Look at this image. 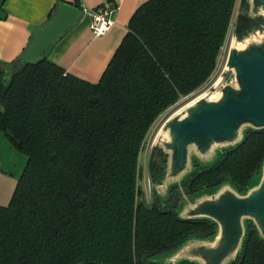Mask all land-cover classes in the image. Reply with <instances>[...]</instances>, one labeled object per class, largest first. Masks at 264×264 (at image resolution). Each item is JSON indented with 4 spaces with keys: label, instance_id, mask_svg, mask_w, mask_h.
I'll return each mask as SVG.
<instances>
[{
    "label": "trees",
    "instance_id": "1",
    "mask_svg": "<svg viewBox=\"0 0 264 264\" xmlns=\"http://www.w3.org/2000/svg\"><path fill=\"white\" fill-rule=\"evenodd\" d=\"M236 1H145L95 83L45 56L0 65V132L26 157L0 206V264H157L189 237L214 235L208 220L180 219L178 204L225 181L244 192L264 162V129L249 130L212 166H195L165 199L155 187L166 156L158 148L148 156L150 199L139 156L155 121L213 75L230 27L240 41L264 25L244 0L232 23ZM232 264H264L251 222Z\"/></svg>",
    "mask_w": 264,
    "mask_h": 264
},
{
    "label": "water",
    "instance_id": "2",
    "mask_svg": "<svg viewBox=\"0 0 264 264\" xmlns=\"http://www.w3.org/2000/svg\"><path fill=\"white\" fill-rule=\"evenodd\" d=\"M245 1L248 17L264 20V0ZM81 15V9L59 3L51 19L33 30L30 44L18 58L20 63L40 60ZM233 38L224 67L230 80L220 79L212 95H200L177 109L163 122L154 139L152 149L158 148L166 156L164 180L155 187L163 199L165 192L181 186L195 166L213 165L206 167L193 161L191 166L194 153L209 158L219 148L222 154L242 143L243 131L245 136L249 130L264 129V32L254 30L240 41ZM258 175L256 187L248 186L240 193L223 184L213 193H201L182 213L177 211L180 219H204L215 226L209 243L191 236L178 247L182 258L179 264H232L242 250L247 222L264 241V162ZM148 186L151 192L149 180Z\"/></svg>",
    "mask_w": 264,
    "mask_h": 264
},
{
    "label": "crops",
    "instance_id": "3",
    "mask_svg": "<svg viewBox=\"0 0 264 264\" xmlns=\"http://www.w3.org/2000/svg\"><path fill=\"white\" fill-rule=\"evenodd\" d=\"M145 1L147 0H0V65L8 70L10 64L30 44L33 30L45 25L55 14L57 5L64 2L81 9L82 15L75 25L48 47L44 56L66 72L95 83L127 32L132 14ZM105 3L116 9L113 14L114 25L103 36L93 37L89 29L90 13ZM1 136L0 206H6L25 167L26 157L14 164L16 153ZM5 163H8L13 172L3 170Z\"/></svg>",
    "mask_w": 264,
    "mask_h": 264
},
{
    "label": "rangeland",
    "instance_id": "4",
    "mask_svg": "<svg viewBox=\"0 0 264 264\" xmlns=\"http://www.w3.org/2000/svg\"><path fill=\"white\" fill-rule=\"evenodd\" d=\"M242 1L243 0H237L236 1V5H235V9H234V15H233V20L232 23H234L236 16L243 12L244 10L242 9ZM245 1V0H244ZM246 4V1H245ZM257 31V30H256ZM264 32V29L262 30V28L259 30V32ZM233 29L232 27H230L227 37L225 39V43L220 51V55L218 58V62H217V66L216 69L213 73V75L209 78V80L196 92L190 94L187 97H183L181 98L172 108H170L169 110H167L163 115H161L156 121L155 123L151 126L147 136H146V140L143 144V148L142 151L140 153L139 156V185L143 188L146 198L150 199V191H149V186H148V176L146 174V168H147V159L148 156L150 154V152L153 150L152 147L154 145V139L156 138L157 134L159 133L160 127L162 126L163 122L172 114L174 113L177 109H179L180 107H182L183 105H185L186 103L190 102L191 100L195 99L196 97L200 96V95H204V94H209L212 95L214 93L213 87L214 84L219 81L220 79H223L224 81H229L230 80V75H226V73L224 72V67H225V62L227 59V55L230 49V45L233 41ZM244 137V131L242 133ZM0 135H2V139L4 140V142L7 143V145L12 149V151H14V153H16L14 156L16 158V160L14 161V164H18L19 161L22 159V161L25 159V156L19 152H17L16 150H14V148H12L10 146V144L8 143V141H6L4 138V135L2 132H0ZM221 154V149L219 148H215L213 150V152L211 153L209 158H201L199 156H197L195 153L194 155H192L190 162L191 166L193 165V161H196L197 163H199L202 166H210L212 164H214V162H216V160L219 158ZM26 162V160H25ZM12 164V163H11ZM21 168V167H20ZM3 170L5 171H9V172H13L12 168L10 169V167L8 166V163H5L3 165ZM259 175L255 176L251 183L249 184V188L252 187H256L258 186L259 182H260V178H258ZM225 185V186H229L230 188L234 189V186L229 182V181H225L224 183H222L221 185ZM221 185H219L220 187H222ZM215 187L211 190H202L200 192H197L195 194H193L190 197H183V199L180 200L178 207H177V211H179L180 213H182L184 211V209H186L187 207H189V205H192L193 202H195V199L197 200V198L199 197V195H201V193H213L216 189L220 188V187ZM170 190H168V192H165L164 195L167 197L169 194ZM185 198V199H184ZM200 240H205L207 243H209L212 240V236L204 238V239H200ZM180 255V250H178V248H175L171 251L165 252L159 256L154 257L153 259L156 260V262L160 263V264H179L180 260L182 259Z\"/></svg>",
    "mask_w": 264,
    "mask_h": 264
},
{
    "label": "built area",
    "instance_id": "5",
    "mask_svg": "<svg viewBox=\"0 0 264 264\" xmlns=\"http://www.w3.org/2000/svg\"><path fill=\"white\" fill-rule=\"evenodd\" d=\"M115 10V7L105 3L91 11L89 29L93 37L103 36L111 29Z\"/></svg>",
    "mask_w": 264,
    "mask_h": 264
},
{
    "label": "flooded vegetation",
    "instance_id": "6",
    "mask_svg": "<svg viewBox=\"0 0 264 264\" xmlns=\"http://www.w3.org/2000/svg\"><path fill=\"white\" fill-rule=\"evenodd\" d=\"M259 26H260V29H261V28H262V30L264 29V25L260 24Z\"/></svg>",
    "mask_w": 264,
    "mask_h": 264
}]
</instances>
